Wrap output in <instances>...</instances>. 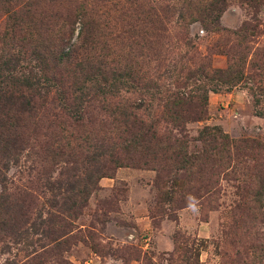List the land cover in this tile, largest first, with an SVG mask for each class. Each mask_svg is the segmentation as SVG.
Here are the masks:
<instances>
[{
    "label": "rangeland",
    "instance_id": "1",
    "mask_svg": "<svg viewBox=\"0 0 264 264\" xmlns=\"http://www.w3.org/2000/svg\"><path fill=\"white\" fill-rule=\"evenodd\" d=\"M66 45L68 81L126 85L27 132L0 264H264V0H0V66ZM153 131L155 155L125 153ZM98 139L123 163L91 181Z\"/></svg>",
    "mask_w": 264,
    "mask_h": 264
},
{
    "label": "trees",
    "instance_id": "2",
    "mask_svg": "<svg viewBox=\"0 0 264 264\" xmlns=\"http://www.w3.org/2000/svg\"><path fill=\"white\" fill-rule=\"evenodd\" d=\"M84 33V29L82 28ZM74 46V44H73ZM72 45H66L59 51V55L51 54L50 61L46 56L39 58L38 73L32 76L17 74L19 60L16 55H12L9 59L2 62L0 66V184L5 185L9 181L7 172L11 168L12 163L18 164L22 155L25 153L26 143L28 142V131L38 133L47 119L44 112L48 107L51 112L52 121L65 119L67 122L79 123L84 121L85 108L96 98L94 88L103 94L111 93L110 88H122L126 83L112 78L113 83L103 77L95 80L87 81L86 85L78 87L80 80L74 75L71 81L67 80L64 75L66 64H71L74 49ZM38 59V58H37ZM69 83V84H68ZM95 83V85H94ZM90 88V89H89ZM184 110H169L167 115L174 116L175 119L181 118ZM63 122V121H61ZM125 125H129V121L125 120ZM32 125V126H31ZM132 125V124H130ZM51 125H47L49 129ZM149 132V128L146 129ZM130 131V130H129ZM145 135H148L147 133ZM156 132H152L151 137H144L142 142L133 140L131 145L123 147L125 153L131 154L134 151L144 150L143 153L148 154L151 149L154 150L151 155H155L154 139H159ZM175 142L178 139H174ZM155 144H154V143ZM95 165L87 179L95 181L97 177L110 176L108 162L118 163L122 165L123 161L118 158L120 155L118 147L108 139H98L94 144ZM53 150H50L52 152ZM62 153L57 151L55 156ZM131 157V158H130ZM132 160L133 156H129ZM50 184L54 183L50 179ZM9 197L0 193V214L7 211ZM11 206L13 203H10ZM15 206V205H14ZM14 206L12 208H14ZM70 209V206H69ZM12 217L11 213L4 214ZM8 218V217H7ZM2 224L5 220L1 219Z\"/></svg>",
    "mask_w": 264,
    "mask_h": 264
}]
</instances>
